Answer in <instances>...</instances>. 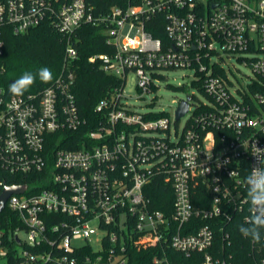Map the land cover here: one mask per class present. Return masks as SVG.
I'll use <instances>...</instances> for the list:
<instances>
[{
	"label": "built area",
	"instance_id": "obj_1",
	"mask_svg": "<svg viewBox=\"0 0 264 264\" xmlns=\"http://www.w3.org/2000/svg\"><path fill=\"white\" fill-rule=\"evenodd\" d=\"M43 22L65 38L58 76L19 97L0 86V196L7 185L24 186L0 210V257L131 264L132 251L150 249L152 264H177L169 250L203 253L191 264H234L226 227L250 217L246 178L264 167L255 156L264 157V0H122L105 12L88 0H0V74L6 31ZM84 25L99 28L109 47L89 60L120 81L97 103L94 128L74 92ZM225 57L249 65L251 80L236 85ZM178 69L192 71L201 95L190 94L180 134L172 127L186 98L171 114L138 110L126 94L131 73L143 94ZM155 178L173 194L169 213L152 206ZM199 187L211 197L203 208L193 202ZM250 247L264 264V232Z\"/></svg>",
	"mask_w": 264,
	"mask_h": 264
},
{
	"label": "trees",
	"instance_id": "obj_2",
	"mask_svg": "<svg viewBox=\"0 0 264 264\" xmlns=\"http://www.w3.org/2000/svg\"><path fill=\"white\" fill-rule=\"evenodd\" d=\"M95 7L96 12H105L111 6L120 3L122 0H88ZM149 30L158 37L165 40L166 35L162 28L148 27ZM79 41L77 47L79 57L77 59V80L74 92L82 116L87 119L88 124L94 128L101 119L95 111L99 100L120 81L101 70L98 62H91L89 57L96 53L108 52L109 47L105 43V37L101 34L99 28L92 25H84L78 32ZM65 47V38L48 22L30 29L26 33L15 34L10 29L5 34V52L1 60L4 71L0 74V86L9 91L10 84L18 79L25 72H31L34 75L38 73L41 67H47L52 71L53 78L50 82H42L38 75L35 83L25 92H36L45 86L50 85L58 76L63 60ZM173 88V86H170ZM183 87H180L182 89ZM62 147H73L70 143H61ZM9 178L8 182H18ZM152 206L155 209L163 210L169 213L173 206V194L169 193L160 180L153 181L150 192ZM210 196L205 191V187H199L195 194L193 202L196 207L203 208L209 205ZM198 221V222H197ZM197 224H203L205 221L196 220ZM241 225L247 226L240 218H236L226 228L230 231L231 252L234 257V264H256L251 255V238L243 236L239 228ZM263 234V232H262ZM219 236L217 240H219ZM262 243V240L259 242ZM258 243V244H259ZM153 251L150 249L134 250L131 252V264H152L150 262ZM260 256V253H256ZM170 259L177 264L199 263L203 258V253L187 256L176 250H169L167 253Z\"/></svg>",
	"mask_w": 264,
	"mask_h": 264
},
{
	"label": "rangeland",
	"instance_id": "obj_3",
	"mask_svg": "<svg viewBox=\"0 0 264 264\" xmlns=\"http://www.w3.org/2000/svg\"><path fill=\"white\" fill-rule=\"evenodd\" d=\"M224 67L231 78L236 82V85L240 82H247L251 80L254 73L249 65L237 60L235 57H225ZM233 72V73H231ZM167 78L159 82V88L151 93H140L137 89V78L135 74L131 73L126 85V94L128 100L135 108L141 111H146L149 108H153L155 111H166L174 114L181 99H185L188 94H195L201 96L197 88L192 84L193 74L190 69H178L167 72ZM170 86H173L170 87ZM180 87H183L180 89ZM190 117V113L184 115L179 123L178 127L173 125L172 130H177L180 134ZM8 259L6 257H0V264H7Z\"/></svg>",
	"mask_w": 264,
	"mask_h": 264
},
{
	"label": "clouds",
	"instance_id": "obj_4",
	"mask_svg": "<svg viewBox=\"0 0 264 264\" xmlns=\"http://www.w3.org/2000/svg\"><path fill=\"white\" fill-rule=\"evenodd\" d=\"M37 75L42 82H50L53 78L52 71L47 67H41L37 74L25 72L18 79L14 80L9 91L13 96H22L36 81ZM264 150L257 149V153ZM259 160L264 159L256 154ZM247 196L251 204L250 217L246 218L247 226L241 225L240 233L259 243L264 232V167H254L250 175L246 178Z\"/></svg>",
	"mask_w": 264,
	"mask_h": 264
},
{
	"label": "water",
	"instance_id": "obj_5",
	"mask_svg": "<svg viewBox=\"0 0 264 264\" xmlns=\"http://www.w3.org/2000/svg\"><path fill=\"white\" fill-rule=\"evenodd\" d=\"M190 98H191V96H190V94H188L186 97V100L181 101V104L176 111V119H180L182 116H184L186 114V112L188 111ZM23 189H24V186L7 185L4 188V190L0 196V210L3 209L4 203L10 194H12L13 192L19 193V192L23 191Z\"/></svg>",
	"mask_w": 264,
	"mask_h": 264
}]
</instances>
